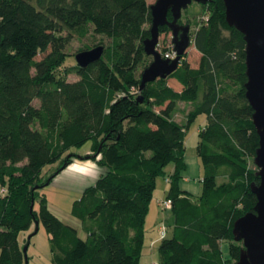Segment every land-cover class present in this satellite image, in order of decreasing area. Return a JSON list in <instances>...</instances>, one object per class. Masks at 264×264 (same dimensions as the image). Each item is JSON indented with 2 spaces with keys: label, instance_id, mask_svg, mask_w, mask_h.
Listing matches in <instances>:
<instances>
[{
  "label": "trees",
  "instance_id": "obj_1",
  "mask_svg": "<svg viewBox=\"0 0 264 264\" xmlns=\"http://www.w3.org/2000/svg\"><path fill=\"white\" fill-rule=\"evenodd\" d=\"M150 6L148 0H0V264H25L19 236L36 220L49 234L53 264H140L160 176L170 178L166 198L174 217L159 246L160 264L239 259L243 243L235 240L234 223L254 210L252 184L260 181L251 165L260 137L246 96L244 34L228 24L224 0L202 4L208 20H199L192 42L199 66L186 52L175 72L140 91L153 60L144 47ZM91 33L101 37L94 47L104 46L102 58L64 69L69 44ZM170 33L160 27L161 35ZM168 50L162 47V55ZM70 73L78 79L69 81ZM180 110L183 122L176 120ZM202 114L197 155L204 172L201 193L193 196L180 182L187 132ZM89 141L91 153H68ZM77 156L102 168L72 208L84 237L41 194L43 169L59 161L60 173Z\"/></svg>",
  "mask_w": 264,
  "mask_h": 264
},
{
  "label": "water",
  "instance_id": "obj_2",
  "mask_svg": "<svg viewBox=\"0 0 264 264\" xmlns=\"http://www.w3.org/2000/svg\"><path fill=\"white\" fill-rule=\"evenodd\" d=\"M193 1L207 4L212 0H156L151 4V36L144 41V47L153 60L142 72L140 91L150 82L169 77L180 66L182 57L193 42L191 23H181L180 20L183 10ZM224 4L228 24L242 32L246 41V74L248 77L245 84L246 96L254 109L253 120L260 137L254 159L260 181L258 184H252L257 203L253 211L239 217L234 223L235 240L243 243L240 257L235 264H264V0H224ZM161 26H167L171 30L176 53L174 58H165L157 48L160 43ZM103 53V45L83 50L75 55L76 62L80 67H87L101 59ZM140 101L142 102L143 98H140ZM52 179L53 177L43 186L49 185ZM35 188H39V185ZM32 203L34 204V200ZM35 224L36 229L33 234L39 230V220H36ZM31 236L32 234L29 239ZM27 250L28 245H25L23 248L25 264H29Z\"/></svg>",
  "mask_w": 264,
  "mask_h": 264
},
{
  "label": "rangeland",
  "instance_id": "obj_3",
  "mask_svg": "<svg viewBox=\"0 0 264 264\" xmlns=\"http://www.w3.org/2000/svg\"><path fill=\"white\" fill-rule=\"evenodd\" d=\"M148 1L150 4H152L156 0H148ZM183 14L184 16L189 15L190 18L192 19L191 38L193 40L194 29L196 28V26H198L197 24L200 25L199 20H202V16L205 15L206 13L203 10L202 4L193 1L186 9L183 10ZM197 16H200L199 17L200 19L196 20ZM182 19L183 22L186 23V17L182 16ZM100 38H101L100 36L94 35L93 33H91L85 38L75 37L67 48V52L70 55L67 57L66 63L64 64L63 68L64 69L72 68L74 65H76L77 62L75 55L79 51H81L82 48H87V47H90V49L93 48L94 45L99 42ZM170 40H171V33L168 35L165 34L161 35L160 36L161 48L167 46L170 43ZM193 46L194 45L192 43L190 46L191 49L189 56V60L191 62H195V60L198 58V54L196 53ZM67 79L69 81L77 80L78 75L76 73H70L69 75H67ZM35 103L39 104V101L36 100ZM205 121H206V115L205 114L200 115L191 124L190 128L188 129L187 138H186V153L189 156V158L191 156L193 157L192 160L190 159L189 160L193 165H195L196 160H199L197 165H199L201 169L203 167H202L201 159L197 155V144L199 141V131L204 125ZM89 152L90 153L92 152L90 141L80 147H73L71 148V150L68 151V153H76L79 155H86ZM88 157L90 158V156ZM91 160L92 159H81V157L79 156L73 158L74 163L82 162L83 164H87V165H93V163L90 162H93L94 160L93 161ZM73 162L65 169H63L60 173H58L55 177L53 176L60 170V162L58 161L56 163L47 165L43 169V175H45L46 177L48 176V180L51 177H53V179L49 185H46L41 189V194L45 197L50 210L66 224L78 227L80 236L84 237L85 233L81 229L80 221L75 217H73L72 215V208L74 202L80 198L84 189L94 184L97 179L94 180L89 175L86 177L84 172H82L75 164H73ZM191 163H190L191 171L189 177L191 176V179H194V177L197 176L193 169L195 166L192 167ZM251 165L252 166L255 165L254 160L251 162ZM202 172H204V170H202ZM165 181H166L165 178L160 176L158 178V182H159L158 186H160V188H163ZM35 207L36 209H39V201L36 202ZM160 208H161V212H164L167 215H171V210H163L162 207ZM35 229L36 226L32 227L29 230L22 231L19 236L21 243L24 246L28 245L27 256H28L29 264H53L50 237L46 230V227L44 226V224L40 223L39 230L29 239L30 234H32L35 231ZM28 240H29V244L28 243L26 244ZM151 246H153V242ZM155 248H152L150 252H147L145 251L146 249L144 247V252L140 264H153L155 262L154 259L160 260L159 250L157 249V247ZM0 253H1V249H0Z\"/></svg>",
  "mask_w": 264,
  "mask_h": 264
},
{
  "label": "crops",
  "instance_id": "obj_4",
  "mask_svg": "<svg viewBox=\"0 0 264 264\" xmlns=\"http://www.w3.org/2000/svg\"><path fill=\"white\" fill-rule=\"evenodd\" d=\"M183 16H184V14H183ZM193 48L195 49L196 53L198 54V58L195 60V62H191L189 60L190 49H191L190 47L187 51L188 52L187 58L193 67H198L199 62H200V58H201V53L197 50V48L195 46H193ZM181 106L186 108V105H184V104ZM183 112H184V110L183 111L180 110L177 112V114H176V120L177 121H181V122L184 121ZM205 124H206V121L204 122V125ZM192 158H193L192 156L189 158V156L186 153L185 159H186V163H187V169L184 172V177H183L182 181L180 182V186H181L182 190L189 192L193 196H197L201 193V190H202V182L201 181L203 178V172H202L203 168L201 169L200 166L197 165L199 160H196L195 165H193L190 161V160H192ZM91 161H93V160H91ZM189 162L191 163L192 167L195 166L193 169H194L197 177H194V179H191V176L189 177V174L191 171L190 170L191 167H190ZM90 163H93V165L83 164L82 162L81 163H74L73 162V164H75L82 172H84L86 177L89 175L92 179L96 180L101 175L102 168L99 167L97 162L93 161ZM167 170H168V173H173L174 172V166L169 165ZM83 181H84V179H83ZM158 184H159V182L157 180V187H156V190L154 192L153 199L150 203L149 212H148V215L146 218V223H145V229H146V239H145V249L146 250L145 251H147V252H150V250L152 248H155V247H157V249L159 250V246L162 242L160 235H159L160 223L162 221H166L167 222L166 224L170 225L174 222V217L172 215V211H171V215H167L166 213L161 212V208H160V204H159V201L161 199L167 197L169 184L167 183V181H165L163 188H160V186H158ZM155 197H156V200H155ZM152 242L154 243L153 246H151ZM228 247L229 246H228L227 242L222 243V249H223L225 256L228 255ZM155 252H158V251H155ZM141 260H142V258H141ZM154 260H155V262L156 261L160 262L159 259L158 260L154 259Z\"/></svg>",
  "mask_w": 264,
  "mask_h": 264
},
{
  "label": "built area",
  "instance_id": "obj_5",
  "mask_svg": "<svg viewBox=\"0 0 264 264\" xmlns=\"http://www.w3.org/2000/svg\"><path fill=\"white\" fill-rule=\"evenodd\" d=\"M203 19L208 20V16H204ZM169 47V50L164 53L165 58H174L176 56V53L174 51V46L172 43V40H170V43L167 45ZM161 51V42L159 43L157 47ZM167 183L170 182V178H166ZM160 207H162L163 210H171L173 207V202L170 198H163L159 201ZM169 226L166 224V222L162 221L159 225V234L160 238L163 240L168 235ZM154 244V243H153ZM153 264H160V262L156 261Z\"/></svg>",
  "mask_w": 264,
  "mask_h": 264
},
{
  "label": "flooded vegetation",
  "instance_id": "obj_6",
  "mask_svg": "<svg viewBox=\"0 0 264 264\" xmlns=\"http://www.w3.org/2000/svg\"><path fill=\"white\" fill-rule=\"evenodd\" d=\"M182 21H183V20H182ZM182 21L180 20L181 23H185V22H182ZM171 39H172V33H171Z\"/></svg>",
  "mask_w": 264,
  "mask_h": 264
}]
</instances>
